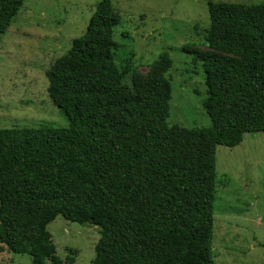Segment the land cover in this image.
I'll use <instances>...</instances> for the list:
<instances>
[{
  "label": "trees",
  "instance_id": "trees-1",
  "mask_svg": "<svg viewBox=\"0 0 264 264\" xmlns=\"http://www.w3.org/2000/svg\"><path fill=\"white\" fill-rule=\"evenodd\" d=\"M24 0H0V34ZM207 128L168 125L171 80L127 83L108 0L45 72L64 128L0 129V245L62 264L46 229L99 228L93 264H213L216 147L264 134V3L207 2Z\"/></svg>",
  "mask_w": 264,
  "mask_h": 264
},
{
  "label": "rangeland",
  "instance_id": "rangeland-1",
  "mask_svg": "<svg viewBox=\"0 0 264 264\" xmlns=\"http://www.w3.org/2000/svg\"><path fill=\"white\" fill-rule=\"evenodd\" d=\"M102 0H24L0 34V129L64 128L68 121L48 95L45 72L85 34ZM117 19L115 62L126 82L171 80L168 125L207 128L202 62L216 55L204 41L207 2L264 0H108ZM213 264H264V134H245L233 148L216 147ZM62 264H93L99 228L61 216L46 227ZM0 264H32L0 245ZM46 264H51L47 262Z\"/></svg>",
  "mask_w": 264,
  "mask_h": 264
}]
</instances>
